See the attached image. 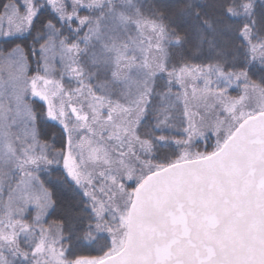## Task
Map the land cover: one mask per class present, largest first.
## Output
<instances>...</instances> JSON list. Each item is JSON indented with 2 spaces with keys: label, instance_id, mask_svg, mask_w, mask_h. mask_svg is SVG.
<instances>
[{
  "label": "snow or ice",
  "instance_id": "1",
  "mask_svg": "<svg viewBox=\"0 0 264 264\" xmlns=\"http://www.w3.org/2000/svg\"><path fill=\"white\" fill-rule=\"evenodd\" d=\"M219 4L205 63L192 0H0V264H264V0Z\"/></svg>",
  "mask_w": 264,
  "mask_h": 264
},
{
  "label": "trees",
  "instance_id": "2",
  "mask_svg": "<svg viewBox=\"0 0 264 264\" xmlns=\"http://www.w3.org/2000/svg\"><path fill=\"white\" fill-rule=\"evenodd\" d=\"M154 0H144V3L151 6ZM192 7L187 8L188 25L181 31H187L189 42L185 45L187 54L196 52L198 41L202 35L203 42L199 45V51L196 52L199 62L207 63L209 58L215 57L216 49H223L227 42H238L233 33L224 30V25L230 23L220 14L219 0H207L201 3V0H192ZM199 10L200 15L194 13ZM204 21H210L212 27L209 28ZM213 45L214 47H210Z\"/></svg>",
  "mask_w": 264,
  "mask_h": 264
}]
</instances>
